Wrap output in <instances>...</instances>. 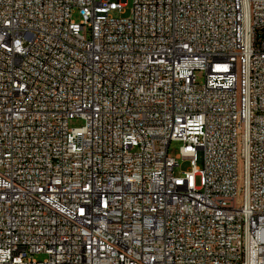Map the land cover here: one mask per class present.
I'll return each mask as SVG.
<instances>
[{"label": "built area", "instance_id": "built-area-1", "mask_svg": "<svg viewBox=\"0 0 264 264\" xmlns=\"http://www.w3.org/2000/svg\"><path fill=\"white\" fill-rule=\"evenodd\" d=\"M131 1L0 0V264H264V0Z\"/></svg>", "mask_w": 264, "mask_h": 264}, {"label": "rangeland", "instance_id": "rangeland-1", "mask_svg": "<svg viewBox=\"0 0 264 264\" xmlns=\"http://www.w3.org/2000/svg\"><path fill=\"white\" fill-rule=\"evenodd\" d=\"M125 9L123 10L122 13H119L117 11L113 12V15L115 17H129L131 15V8H132V1L131 0H125ZM73 18L76 20V21H80L81 20V16L80 14L75 11L73 13ZM198 75V80L199 82H202L203 81V76L200 72L197 73ZM84 124V120L81 119V118H72L71 120H69L68 122V126L70 128H73V127H81L82 125ZM182 145V142L181 141H172L170 143V146H169V155L173 156V157H176L179 153V149ZM178 164L179 166H177L175 168V174L176 175H179L181 174V172L183 171H186L187 169H189L191 167V162H190V159H184V158H180L178 160ZM198 166H201V163H197ZM195 182L197 185L200 184V177L199 176H196L195 177ZM47 254L44 253V252H40V253H35L33 255V258L38 260V261H41V260H44L45 258H47Z\"/></svg>", "mask_w": 264, "mask_h": 264}]
</instances>
